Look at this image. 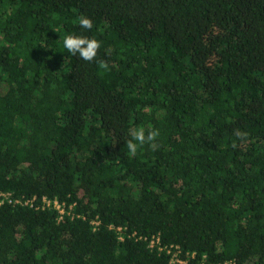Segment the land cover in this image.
Returning <instances> with one entry per match:
<instances>
[{"label":"trees","instance_id":"trees-1","mask_svg":"<svg viewBox=\"0 0 264 264\" xmlns=\"http://www.w3.org/2000/svg\"><path fill=\"white\" fill-rule=\"evenodd\" d=\"M1 194L0 264H264V0H0Z\"/></svg>","mask_w":264,"mask_h":264},{"label":"clouds","instance_id":"clouds-1","mask_svg":"<svg viewBox=\"0 0 264 264\" xmlns=\"http://www.w3.org/2000/svg\"><path fill=\"white\" fill-rule=\"evenodd\" d=\"M75 23L80 26L83 30H91L93 27L92 19L81 15L76 20ZM101 47L100 41L95 38L89 37L82 34H67L63 37L62 48L67 53L71 55H78L81 59L85 61H92L97 56L98 49ZM237 136H241L242 133L237 131L235 133ZM129 139L126 140L127 153L129 155H135L143 145H151L156 141L157 137L160 135L158 129L149 128L145 129L143 127H137L129 130Z\"/></svg>","mask_w":264,"mask_h":264},{"label":"built area","instance_id":"built-area-1","mask_svg":"<svg viewBox=\"0 0 264 264\" xmlns=\"http://www.w3.org/2000/svg\"><path fill=\"white\" fill-rule=\"evenodd\" d=\"M0 197H1L0 205H3L4 203L8 202L9 204H13V205L21 204V205H25V206L29 205L30 207H34V201L36 199V198H33V199H29V200H26L23 202L22 200H13L11 198L10 194H1ZM41 201H42V207L43 208L44 207L53 208L54 210H56L60 214L61 218L63 217V215H65V214L69 215L71 213L72 206H70L68 209L65 202H61L58 199H50L47 197H43L41 199ZM95 224L98 225L97 222H95ZM150 246H160V238L159 237L152 238V240L150 242ZM160 249H162V248H160ZM168 253H170V251H168ZM172 262H179L181 264L185 263L184 261H181L177 258V254L173 255ZM225 264H233V262H226Z\"/></svg>","mask_w":264,"mask_h":264}]
</instances>
